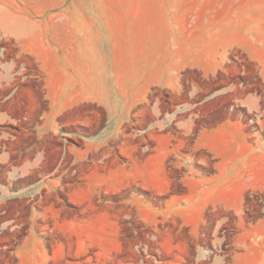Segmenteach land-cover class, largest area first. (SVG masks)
Returning a JSON list of instances; mask_svg holds the SVG:
<instances>
[{"label": "rangeland", "instance_id": "rangeland-1", "mask_svg": "<svg viewBox=\"0 0 264 264\" xmlns=\"http://www.w3.org/2000/svg\"><path fill=\"white\" fill-rule=\"evenodd\" d=\"M33 1L157 12L165 53L211 72L123 123L85 102L1 163L0 264H264V0Z\"/></svg>", "mask_w": 264, "mask_h": 264}, {"label": "crops", "instance_id": "crops-1", "mask_svg": "<svg viewBox=\"0 0 264 264\" xmlns=\"http://www.w3.org/2000/svg\"><path fill=\"white\" fill-rule=\"evenodd\" d=\"M33 2L0 0L2 165L12 156H35L37 142H45L59 119L85 102L98 104L123 123L153 90H177L181 69L211 72L194 47L187 59L174 49L165 53L157 12ZM18 109H41L37 124H25L34 113L17 117ZM12 168L31 166L24 161Z\"/></svg>", "mask_w": 264, "mask_h": 264}]
</instances>
